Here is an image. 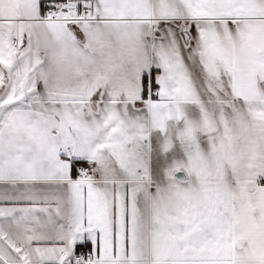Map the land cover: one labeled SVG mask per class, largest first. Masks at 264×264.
Here are the masks:
<instances>
[{"label":"snow or ice","instance_id":"6c2138e0","mask_svg":"<svg viewBox=\"0 0 264 264\" xmlns=\"http://www.w3.org/2000/svg\"><path fill=\"white\" fill-rule=\"evenodd\" d=\"M0 204V264H264V0H0Z\"/></svg>","mask_w":264,"mask_h":264},{"label":"crops","instance_id":"0c3cea01","mask_svg":"<svg viewBox=\"0 0 264 264\" xmlns=\"http://www.w3.org/2000/svg\"><path fill=\"white\" fill-rule=\"evenodd\" d=\"M0 206H5V205L0 204ZM78 251H86V249H84V248H78Z\"/></svg>","mask_w":264,"mask_h":264}]
</instances>
